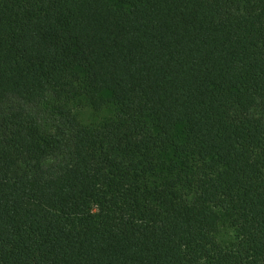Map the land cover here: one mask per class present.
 Here are the masks:
<instances>
[{"label":"trees","instance_id":"16d2710c","mask_svg":"<svg viewBox=\"0 0 264 264\" xmlns=\"http://www.w3.org/2000/svg\"><path fill=\"white\" fill-rule=\"evenodd\" d=\"M0 264H264V0H0Z\"/></svg>","mask_w":264,"mask_h":264}]
</instances>
